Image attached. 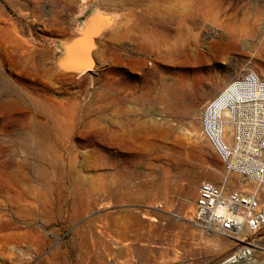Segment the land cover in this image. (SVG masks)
<instances>
[{"label":"rangeland","instance_id":"1","mask_svg":"<svg viewBox=\"0 0 264 264\" xmlns=\"http://www.w3.org/2000/svg\"><path fill=\"white\" fill-rule=\"evenodd\" d=\"M99 11L96 69L63 73ZM263 37L264 0H0V264H221L231 243L190 222L225 178L199 117L264 78Z\"/></svg>","mask_w":264,"mask_h":264},{"label":"built area","instance_id":"2","mask_svg":"<svg viewBox=\"0 0 264 264\" xmlns=\"http://www.w3.org/2000/svg\"><path fill=\"white\" fill-rule=\"evenodd\" d=\"M199 119L226 180L200 184L190 222L231 243L221 264H264V78L242 72L202 107Z\"/></svg>","mask_w":264,"mask_h":264},{"label":"water","instance_id":"3","mask_svg":"<svg viewBox=\"0 0 264 264\" xmlns=\"http://www.w3.org/2000/svg\"><path fill=\"white\" fill-rule=\"evenodd\" d=\"M109 16H112V20ZM113 24L112 14L99 11L90 15L84 27L65 46L64 53L58 62L59 70L78 76L96 69L94 53L97 41L113 27Z\"/></svg>","mask_w":264,"mask_h":264},{"label":"bare ground","instance_id":"4","mask_svg":"<svg viewBox=\"0 0 264 264\" xmlns=\"http://www.w3.org/2000/svg\"><path fill=\"white\" fill-rule=\"evenodd\" d=\"M258 13H259V11H258ZM262 13V12H261ZM261 15V14H260ZM115 17L116 16H114L113 15V22H115ZM255 17H256V14H255ZM259 17V16H258ZM109 18H110V20H112V16L110 17L109 16ZM253 19V18H252ZM255 20V19H254ZM251 21V20H250ZM256 21V20H255ZM257 25H258V23H257ZM259 26V25H258ZM248 26H247V22L246 21H242L241 23H240V25H235V24H233V25H231V28H232V30H234V31H237V30H241V29H243V28H247ZM264 38V37H263ZM263 38H262V40H263ZM122 39V38H121ZM235 41V40H234ZM262 43V42H261ZM263 49H264V44H263ZM28 51V50H27ZM31 70V69H30ZM15 101V100H14ZM22 102V101H21ZM23 103V102H22ZM161 118H163V117H161ZM165 119V118H164ZM167 150H169V149H167ZM166 150V151H167ZM178 150V149H177ZM163 154H164V152H163ZM212 172V171H211ZM210 172V173H211ZM215 174H217V172H214V173H212V175H215ZM221 179H222V177H221ZM222 180H226V176H225V178L224 179H222ZM238 188V187H237ZM190 193V192H189ZM190 195V194H189ZM189 195H187V196H189ZM263 197V198H262ZM185 199V198H184ZM188 199V198H187ZM183 201V200H182ZM186 201V200H185ZM189 200H187V202H188ZM190 202V201H189ZM261 202L262 203H264V191L261 193ZM184 203V202H183ZM186 204V203H185ZM189 205V204H188ZM190 206V205H189ZM193 206V205H192ZM208 263V262H207Z\"/></svg>","mask_w":264,"mask_h":264}]
</instances>
